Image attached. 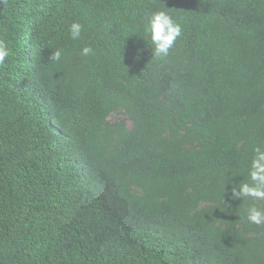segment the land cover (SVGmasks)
<instances>
[{
	"label": "trees",
	"instance_id": "1",
	"mask_svg": "<svg viewBox=\"0 0 264 264\" xmlns=\"http://www.w3.org/2000/svg\"><path fill=\"white\" fill-rule=\"evenodd\" d=\"M0 36V264H264V0H0Z\"/></svg>",
	"mask_w": 264,
	"mask_h": 264
},
{
	"label": "clouds",
	"instance_id": "2",
	"mask_svg": "<svg viewBox=\"0 0 264 264\" xmlns=\"http://www.w3.org/2000/svg\"><path fill=\"white\" fill-rule=\"evenodd\" d=\"M83 24L73 22L69 28V38L73 41L81 38ZM143 33L151 44L153 55L157 59H164L169 56L177 40L182 37L183 31L180 23L165 9L153 11L143 24ZM12 49L7 40L0 36V67H3L12 55ZM62 50L57 49L50 56V59L59 62L62 57ZM94 54V49L90 45L81 48L82 56ZM256 156L252 161L249 172L251 184L243 183L239 190H233L232 196L236 199L252 198L254 201H264V152L260 148L255 150ZM248 224L264 226V206L253 203L246 213L241 217Z\"/></svg>",
	"mask_w": 264,
	"mask_h": 264
}]
</instances>
